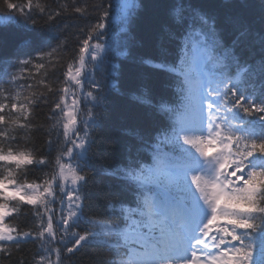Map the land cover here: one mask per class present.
Here are the masks:
<instances>
[{
  "label": "snow or ice",
  "instance_id": "1",
  "mask_svg": "<svg viewBox=\"0 0 264 264\" xmlns=\"http://www.w3.org/2000/svg\"><path fill=\"white\" fill-rule=\"evenodd\" d=\"M142 7L141 0H0V26L30 30L43 21L59 36L75 26L66 21H85L76 26L77 45L59 89L41 81L58 94L49 126V135L56 134L54 160L37 159L27 134L18 138L32 129L33 108L47 103V95L22 97L3 87H22L18 81L28 65H45L18 59L0 66V258L11 260L13 246L19 250L33 240L40 249L34 264H74L89 244L107 249L105 264H264V34L256 63L236 51L251 37L240 18H233L238 35L228 46L215 15L192 0H167L159 58L145 61L162 78L161 94L154 100L148 91L135 99L157 123L133 134L121 163L109 172L127 197L110 199L103 212L85 213V168L108 89V77L102 82L94 70L128 55L121 40ZM49 47L40 61L65 50L67 37ZM111 87H117L115 79ZM53 143L48 141L49 156ZM40 165L51 176L29 182V166ZM25 205L33 228L6 222Z\"/></svg>",
  "mask_w": 264,
  "mask_h": 264
},
{
  "label": "trees",
  "instance_id": "2",
  "mask_svg": "<svg viewBox=\"0 0 264 264\" xmlns=\"http://www.w3.org/2000/svg\"><path fill=\"white\" fill-rule=\"evenodd\" d=\"M18 2V0H13ZM71 4L72 0H64ZM167 0H141L143 5L139 15L129 29V35L122 39L121 43L126 44L128 55L126 57L113 56L110 60L98 69H95L97 79L107 76L108 89L105 93V100L98 110L96 127L94 128L93 139L95 143L90 152L92 157L89 166L85 168L88 175V182L82 191L85 199V213L103 212L106 203L113 198L127 197V193L121 188L119 182L109 175V172L119 165L124 158L126 145L134 141L133 134L146 132L156 126L157 118L150 113L147 105L135 99L137 96L147 94L151 91L154 100L159 99L161 76L145 63L149 59H158L161 46V26L165 22V4ZM194 5L200 6L205 11L215 15L218 29L222 32L224 42L231 46L238 33L233 25V18H240L249 28L251 37L249 40L236 47L243 57L258 63L261 58L260 38L264 34V0H192ZM70 25L62 34L57 36L47 31L43 21L26 29L20 24L0 26V66L4 61L16 64L18 59H31L33 63H43L44 68L37 70L31 64L24 70L20 86H12L4 83L3 87L12 93L20 91L22 97L41 93L47 95L48 102L39 101L32 111V129H25L19 132L18 138L26 134L30 137L28 148L34 149L36 158H55L57 145L55 144L56 134L49 135V126L54 121L50 118L52 102L58 99V94L48 93L47 88L41 81L49 84L58 90L63 81V72L66 70V63L73 49L77 45L76 33L78 27L85 21L72 18L66 21ZM67 37V48L58 52L51 59L45 58L40 61L38 56L41 51H49L55 47L60 40ZM30 42V46L25 44ZM117 65L114 71L111 65ZM9 72L17 71L15 68H8ZM6 79V78H5ZM112 79L116 80L117 87L112 88ZM31 85V87H29ZM84 91H88L85 86ZM8 92L5 93L7 95ZM0 102L3 98H0ZM70 103V99L68 101ZM3 127V126H0ZM52 140L51 154L48 152V141ZM25 143L20 139V144ZM26 179L31 182H42L51 176V169L46 166H29ZM2 171V169H0ZM48 173V176H45ZM21 179H25L21 176ZM6 222L18 223L22 230H29L34 227L35 220L31 216L30 206H23L22 211L15 220L9 218ZM63 251V250H62ZM39 241L28 240L22 242L19 250L13 246L11 260L0 258V264H34L38 259ZM55 260V255L51 257ZM109 259L107 249L93 244L85 245L75 254L74 264H105ZM65 264H68L65 261Z\"/></svg>",
  "mask_w": 264,
  "mask_h": 264
}]
</instances>
